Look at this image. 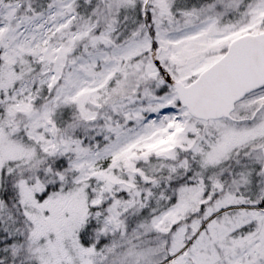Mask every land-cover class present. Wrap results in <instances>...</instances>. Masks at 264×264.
<instances>
[{
    "label": "snow or ice",
    "instance_id": "1",
    "mask_svg": "<svg viewBox=\"0 0 264 264\" xmlns=\"http://www.w3.org/2000/svg\"><path fill=\"white\" fill-rule=\"evenodd\" d=\"M0 264H264V0H0Z\"/></svg>",
    "mask_w": 264,
    "mask_h": 264
}]
</instances>
